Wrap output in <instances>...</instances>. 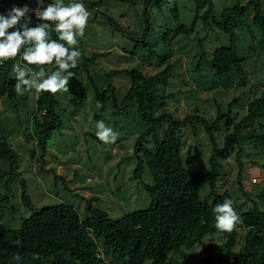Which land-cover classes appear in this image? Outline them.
<instances>
[{"label":"rangeland","instance_id":"1","mask_svg":"<svg viewBox=\"0 0 264 264\" xmlns=\"http://www.w3.org/2000/svg\"><path fill=\"white\" fill-rule=\"evenodd\" d=\"M22 1L0 0V12H5L2 4L14 6L23 4ZM25 1L31 9L41 7L40 0ZM94 1L85 0V3ZM247 1L212 0L213 7L209 14L218 16L224 7L243 5ZM260 2L264 14V0ZM143 3L144 0L130 3L104 0L96 7L88 6L91 16L79 46L86 56L103 52L106 56L98 57L89 64L88 70H80L70 78L69 91L54 94L55 111L62 123L43 150L36 145L31 129L32 120L39 116L35 92L25 91L22 96L16 94L14 99L0 98V142H5L19 155L15 178L5 176L0 180V198L8 199L3 217L0 216V231L18 229L21 221L32 211L58 202L72 205L81 219L90 215L89 206L107 212L111 218L147 208L150 198L145 185L153 184V178L145 162L142 163L140 175L134 177L135 168L142 159L141 153L134 152L136 140L147 123L139 117L135 100L121 104L129 88L130 77L126 73L108 77L105 74L109 70L138 69L146 75H153L167 63L172 64L173 69L166 81L155 88L158 99L146 108L154 114L166 109L176 119L194 114L210 124L218 110L225 112L228 103L237 99V103L231 106L232 124L227 125L222 119L214 133L218 146L222 145L224 135L232 131L233 125L246 114L247 102L264 95V34L258 25L251 22L252 7L237 19L233 27L238 39L237 53L243 59L241 66L244 76L241 77L233 70L224 76H215L208 68L206 61L216 47L228 44V34L211 19L203 20L206 3L196 5L194 0H152L147 5ZM172 7L177 10L175 17L171 12ZM104 15L126 33L115 30ZM146 15L148 26L144 22ZM195 15L197 19L193 31L189 35L177 33L178 26L189 25ZM131 35L145 37L155 54H151L149 49L135 48L136 43L129 38ZM161 57L166 59L161 62ZM197 61L199 69H196ZM93 83L99 92L105 91V106L98 120L105 121L118 133L112 144H104L95 135L94 111L99 103L95 98ZM109 84L114 86L117 108L112 105L111 89L107 88ZM80 89L83 91L82 102L74 111L71 100ZM163 128L164 125L157 128V138L161 137ZM262 132L263 120L256 119L254 123L244 124L238 147L242 162L240 175L235 154H232L230 158L220 161L221 167L215 179L217 192H230L239 215L252 211L254 205L264 211V145L247 141L249 135ZM178 136L182 142L180 149L185 167L191 173L208 170L211 142L204 124L197 122L194 126H186L178 132ZM145 145L152 149L153 140L147 138ZM9 168L7 162L0 160V175ZM20 179L26 182L32 201L30 207L21 202ZM208 191V184L201 183L199 196L203 197ZM92 197L97 199L90 201ZM235 230L233 254L241 252L245 241L254 231L243 222L237 224ZM261 238L264 240V233ZM221 242L220 235L207 234L200 242L183 246L179 251L169 253V256L183 264H197L200 258L210 253V260L204 264H212L225 251L215 247ZM100 250L99 255L110 263L109 253L103 246ZM233 260V257L229 261L221 259L218 264H230Z\"/></svg>","mask_w":264,"mask_h":264},{"label":"trees","instance_id":"2","mask_svg":"<svg viewBox=\"0 0 264 264\" xmlns=\"http://www.w3.org/2000/svg\"><path fill=\"white\" fill-rule=\"evenodd\" d=\"M5 1V0H4ZM7 1V0H6ZM104 0H96L86 3L87 6L96 7ZM121 3H130L133 0H113ZM152 0H144L147 5ZM196 5L206 3L203 12V20L211 19L212 22L228 34V44L216 47L211 53L208 68L215 76H224L234 71L239 76H244L241 66L242 57L237 53V36L233 31L237 19L242 18L252 7L253 15L251 22L258 25L264 34V14L260 0H249L240 5L224 7L218 16L209 14L212 10V0H194ZM173 17L176 16V7H172ZM145 14V10H144ZM105 16V15H104ZM32 24L37 19L30 17ZM108 23L122 33H126L119 25L114 23L108 16L104 17ZM197 15L189 25L180 24L177 33L189 35L196 24ZM149 25L147 15L144 18ZM57 38L56 34L52 35ZM129 38L134 41L135 48H150L145 37ZM80 47V46H79ZM78 67L72 69L75 74L80 70H88L89 64L95 62L98 57L106 56V53H93L86 56L84 49ZM19 56L0 64V98H16L15 80L11 79L12 64L19 61ZM166 57H161L163 62ZM48 70H54L56 65H47ZM37 67V66H32ZM173 65L167 63L161 70L153 75H146L138 69H113L105 75L112 77L126 73L130 77V85L121 100V104L135 100L139 117L147 123L142 133L136 140L135 154L141 153L142 159L138 162L134 177H138L142 171V163L145 162L152 178L153 184H146L145 189L150 198V203L145 209L135 210L122 215L119 218H111L107 212L89 206L90 215L81 219L77 210L70 204L58 202L44 205L32 211L21 221L18 229H3L0 231V264H183L178 259L169 256L173 251H179L183 246L189 247L202 240L207 234L220 235L222 242L215 245L216 248L224 249L212 264H218L221 259L231 264H264V211L255 205L252 211L240 214L242 222L251 226L254 231L247 238L241 248V252L232 253L235 228L232 232L220 233L214 224L213 208L217 203L231 198L228 190L217 192L215 182L221 167L220 161L230 158L235 154L239 166V175L242 171L240 161V130L246 123H254L256 119L264 121V95L250 99L246 104L247 112L240 121L233 125V129L224 135L221 146H218L214 133L218 130L220 120L224 119L227 125L232 124L231 106L237 103L233 99L228 103L225 112L217 111V115L210 124L202 121V118L187 114L176 119L173 114L164 109L159 114L147 110L158 99L155 93L157 85L166 81ZM196 69H199L197 61ZM113 97L112 105L117 108L114 98V86L109 84ZM95 98L99 103L94 111L97 121L104 110L106 95L105 91L99 92L93 83ZM83 91L72 98L73 110H77L82 102ZM55 97L53 93H42L37 99L38 117H34L31 124L36 145L42 150L50 143L53 133L61 127V117L55 111ZM197 122L204 124V129L211 142L209 157V169L191 173L185 167L181 157V139L178 132L186 126H194ZM162 135L157 138V128L162 127ZM153 140L152 149H148L145 140ZM249 142H258L264 145V132L252 134L247 137ZM0 160L7 162L10 167L0 175V180L7 176L15 178L14 171L18 167L19 155L7 145L0 142ZM207 183L209 191L203 197L199 196V186ZM21 202L24 206L32 205L31 198L26 189V182L20 179ZM211 198L210 201L208 199ZM92 197L89 200H95ZM8 202L7 198H0V216ZM103 246L109 253L110 263L99 255L100 247ZM211 250V249H210ZM20 260L17 261L16 257ZM210 253L198 260L197 264H204L210 260Z\"/></svg>","mask_w":264,"mask_h":264},{"label":"clouds","instance_id":"3","mask_svg":"<svg viewBox=\"0 0 264 264\" xmlns=\"http://www.w3.org/2000/svg\"><path fill=\"white\" fill-rule=\"evenodd\" d=\"M40 5L38 9H30L28 4L14 5L0 12V64L19 56L11 68L15 91L21 96L34 91L37 99L45 92L69 91L70 78L75 76L71 70L78 67L83 56L80 39L91 16L85 0H40ZM30 12L37 19L35 25ZM53 32L57 38L52 37ZM53 63L54 70L45 67ZM95 135L104 144H112L118 133L105 121L97 120ZM213 213L215 228L221 234L232 232L242 223L231 198L217 203Z\"/></svg>","mask_w":264,"mask_h":264},{"label":"built area","instance_id":"4","mask_svg":"<svg viewBox=\"0 0 264 264\" xmlns=\"http://www.w3.org/2000/svg\"><path fill=\"white\" fill-rule=\"evenodd\" d=\"M24 1V2H23ZM22 2H23V4L22 3H18V4H14L15 6H23L24 4H27V2L25 1V0H23ZM11 7H13V6H10V5H6V4H2V8H4L5 9V12L7 11V10H9ZM31 9V8H30ZM29 16L30 17H32V13L30 12V14H29ZM232 262V261H231ZM231 264V263H230Z\"/></svg>","mask_w":264,"mask_h":264}]
</instances>
